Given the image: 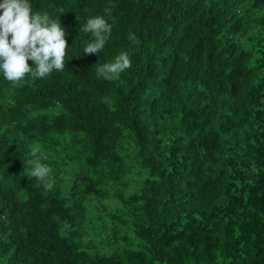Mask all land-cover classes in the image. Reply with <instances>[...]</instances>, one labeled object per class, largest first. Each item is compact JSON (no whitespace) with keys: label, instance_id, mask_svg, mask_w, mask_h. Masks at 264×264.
Masks as SVG:
<instances>
[{"label":"trees","instance_id":"16d2710c","mask_svg":"<svg viewBox=\"0 0 264 264\" xmlns=\"http://www.w3.org/2000/svg\"><path fill=\"white\" fill-rule=\"evenodd\" d=\"M31 3L71 48L23 87L0 74V264H264V0Z\"/></svg>","mask_w":264,"mask_h":264},{"label":"clouds","instance_id":"9594fccd","mask_svg":"<svg viewBox=\"0 0 264 264\" xmlns=\"http://www.w3.org/2000/svg\"><path fill=\"white\" fill-rule=\"evenodd\" d=\"M0 74L14 83V87H23L26 75L32 79L45 78L54 70L66 69V43L68 33L61 26L60 16L53 19L47 13L32 11L31 0H2L0 2ZM64 13L63 9L60 14ZM104 16L89 17L79 31L90 33L92 40L84 49V55H100L112 32V24L105 17L112 16V6L104 9ZM114 22V17H112ZM9 36L11 39L9 40ZM128 39L135 45L141 41L135 34H129ZM28 61H33L29 66ZM96 76L104 80H119L121 74L128 70L132 61L128 52H121L113 62L96 64ZM35 156V152L32 153ZM32 177L47 183L51 169L39 163L38 159L29 160Z\"/></svg>","mask_w":264,"mask_h":264}]
</instances>
